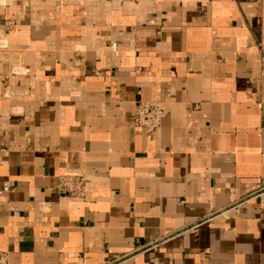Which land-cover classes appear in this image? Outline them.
<instances>
[{"label": "crops", "instance_id": "crops-1", "mask_svg": "<svg viewBox=\"0 0 264 264\" xmlns=\"http://www.w3.org/2000/svg\"><path fill=\"white\" fill-rule=\"evenodd\" d=\"M263 68L264 0H0L7 263L264 264Z\"/></svg>", "mask_w": 264, "mask_h": 264}, {"label": "built area", "instance_id": "built-area-1", "mask_svg": "<svg viewBox=\"0 0 264 264\" xmlns=\"http://www.w3.org/2000/svg\"><path fill=\"white\" fill-rule=\"evenodd\" d=\"M116 2L134 1V0H111ZM112 51L117 48L116 42L110 45ZM264 76V68L261 71ZM163 103L159 99L140 100L136 103L133 114V125L143 128L148 134H153L161 124L163 117ZM58 190L70 197H79L83 193L84 180L81 176L64 175L59 178ZM257 200L264 204V185L249 196L245 201ZM0 264H8L5 252L0 251ZM114 264H125V260H119Z\"/></svg>", "mask_w": 264, "mask_h": 264}]
</instances>
